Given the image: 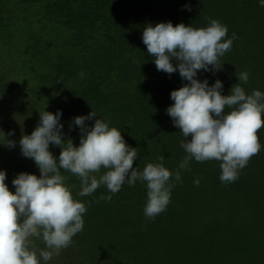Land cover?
<instances>
[{"label":"trees","instance_id":"trees-1","mask_svg":"<svg viewBox=\"0 0 264 264\" xmlns=\"http://www.w3.org/2000/svg\"><path fill=\"white\" fill-rule=\"evenodd\" d=\"M213 19L227 27L231 50L220 57L219 70H199L197 78L209 85L219 79L223 95L236 83L246 94L264 93L259 0H0V130L16 141L7 147L0 131V170L8 188L15 191L12 180L20 172L40 175L21 154L19 140L32 133L45 110L61 111L63 139L77 146L81 132L70 124L93 111L136 148L135 170L162 163L173 173L170 203L149 219L145 182H125L115 194L101 185L81 197L80 179L61 169L87 211L83 230L47 264H264V127L258 132L261 151L235 182L220 181L219 161L194 159L180 169L182 182L176 181L186 138L166 109L174 103L171 91L188 81L178 70L171 76L157 71L142 42L148 24L199 28ZM241 72L249 74L247 83L238 80ZM86 124L91 127L94 119ZM49 150L59 157V146L50 144ZM109 195L111 200L100 199ZM31 241L39 255L43 240Z\"/></svg>","mask_w":264,"mask_h":264},{"label":"clouds","instance_id":"clouds-1","mask_svg":"<svg viewBox=\"0 0 264 264\" xmlns=\"http://www.w3.org/2000/svg\"><path fill=\"white\" fill-rule=\"evenodd\" d=\"M259 3L264 7V0ZM227 33V27L215 19L199 28L184 23L173 25L169 21L155 26L148 24L143 29L142 42L148 55L154 57L157 71L171 76L178 70L180 77L188 81L171 91L174 103L166 109L174 126L186 138L180 147L187 155L175 172L176 181L182 182L180 169H187L194 159L219 161L220 181L235 182L239 171L261 151L258 132L264 127V93L254 90L246 94L236 83L228 95H223L219 79L209 85L207 79L197 78L199 70L221 68L220 57L231 50L233 42L226 39ZM173 59L178 63L174 65ZM237 78L247 83L249 74L241 72ZM61 115L59 110L55 114L39 112L35 129L19 140L21 154L34 161L39 176L20 172L12 180L13 192L5 183L6 171L0 170V264H41V259L47 264L83 230L86 206L74 199L61 169L80 179L77 195L81 197L93 194L101 185L115 194L125 182L129 186L138 180L145 182L144 214L149 219L165 211L170 203L169 181L173 173L162 163H149L142 172L135 170L136 148L125 142L120 130L109 127L93 111L73 118L70 127L74 124L81 132L79 145H74L71 138L63 139ZM93 119L94 124L89 127L86 121ZM12 134L3 132L4 144L9 148L16 145V141L7 139ZM50 144L61 148L58 158L49 150ZM101 169L106 171L97 178L94 173H100ZM199 183L197 178L194 184ZM100 199L111 200V196ZM33 237L45 244L39 255L32 245Z\"/></svg>","mask_w":264,"mask_h":264}]
</instances>
